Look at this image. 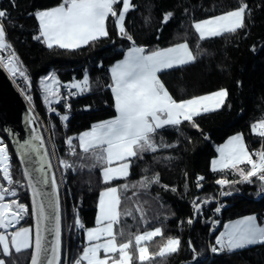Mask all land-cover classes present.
<instances>
[{
    "label": "trees",
    "instance_id": "obj_1",
    "mask_svg": "<svg viewBox=\"0 0 264 264\" xmlns=\"http://www.w3.org/2000/svg\"><path fill=\"white\" fill-rule=\"evenodd\" d=\"M62 2L0 0V10L7 13L0 18L6 32L5 48L10 51L18 71L23 73L26 89L32 94V108L60 187V264H66L67 255L69 264H75L80 258L87 246V228L97 223L101 192L113 185L120 189L115 236L119 244L132 241L127 249L131 264H264V242L211 254V245L227 221L254 214L264 224V180L260 179L264 172L245 180L241 173L247 174L251 169L246 161L235 168H211L218 146L235 133L243 134L253 160L261 147L264 153V138L252 127L264 121V0H131L133 7L127 13L124 27L137 46L147 51L186 42L196 57L189 64L159 74L173 99L182 101L219 89H226L227 96L214 111L195 115L192 121L182 118L179 125L158 129L151 137L156 150L146 147L131 158L128 176L111 182L102 177L106 159H97L103 156L102 150L83 151L79 136L96 122L117 114L110 70L132 43L119 32L116 18L109 15L106 37L75 49L48 47L43 37L35 38L40 35L36 13ZM242 5H247L243 27L205 39L199 37L194 27L196 21ZM114 7L119 13L122 0ZM51 69L58 76L62 97L48 105L40 79ZM85 76L88 85L72 99V115L64 126L59 115L67 112L64 89ZM52 108L58 112L51 113ZM0 136L7 142L11 154L12 181L1 179V186L15 192L6 199L13 207L23 210L19 226H33L24 170L1 124ZM61 161L71 167L65 168ZM199 176L203 178L200 181ZM223 179L228 181L227 190L232 194L222 208L223 222L210 235V222L195 212L194 201L212 202L221 187L218 181ZM78 220L83 228L78 226ZM156 228L161 229V234L136 244V236ZM170 238L179 239L178 249L161 256L159 253ZM144 245L145 255L150 259L141 261L139 248ZM32 254L33 247L12 252L5 260L7 264H30Z\"/></svg>",
    "mask_w": 264,
    "mask_h": 264
},
{
    "label": "snow or ice",
    "instance_id": "obj_2",
    "mask_svg": "<svg viewBox=\"0 0 264 264\" xmlns=\"http://www.w3.org/2000/svg\"><path fill=\"white\" fill-rule=\"evenodd\" d=\"M119 2L120 0H63L57 7L36 13L39 20L40 35L35 38L43 37L48 47L55 44L65 49H75L100 37H106L108 35L106 21L109 15L116 18L120 33L132 43V46L127 49L124 59L117 62L110 70L113 79L111 90L114 93L115 108L118 115L112 119L96 123L90 131L79 136L82 150L85 152L102 150L103 156L97 157V159H106L108 165H111L113 160L124 161L128 157H136L146 147L155 151L156 145L152 143L151 137L158 129L167 125H179L181 117L186 121H192L193 116L200 114L201 110L208 112L221 107L224 98L227 96L226 90H221L208 97H197L180 102L174 100L158 73L177 65L192 62L196 57L191 53L186 42L169 48L147 51L145 47L136 46L132 36L128 35L124 27L125 14L133 5L131 0H123V7L117 13L114 6ZM246 8L247 5H242L234 11L198 22L194 27L201 38L235 31L244 26ZM6 15L5 11L0 10V18L6 17ZM170 15L171 13L168 14V16ZM168 16L165 17V21H167ZM5 39L6 32L4 26L0 24V48L7 47ZM5 66L14 75L18 71L11 57ZM20 74L23 75V73ZM84 85H88L87 76L84 78ZM72 87L80 88L83 91L79 83L73 84ZM45 88L50 90L47 84ZM205 101L210 102V104L204 103ZM63 119L67 120L68 118L65 116ZM252 127L254 132L264 137V121L259 122V127L257 125ZM35 139L40 140L41 144L43 143V138L39 134L35 136ZM20 148L23 153H27L37 149V145L29 140L21 144ZM219 151L220 159L213 161V170H215L217 163L223 168H235L238 164L246 161L251 165V169L247 174L241 173L245 180L264 172V153L259 154L258 161L253 160L244 145L242 134L231 137ZM8 159L6 146L0 141V166H3L4 177L11 183L9 167L5 163ZM61 164L65 168L71 167L64 161H61ZM129 167L130 164L127 162L122 163L117 168L105 167L103 169L104 179L108 181L116 176H127ZM26 174L30 176L27 170ZM50 179L58 193L55 175H51ZM260 179L264 180V175H261ZM48 182L47 176L35 182L30 176L34 207L38 216L32 264H59L61 231L60 217L57 212L58 199H50L46 205L41 198L44 193L37 187V183L47 184ZM218 183L226 184L228 181L222 180ZM4 191H0V200L4 199ZM119 204L120 199L116 188H107L101 193L97 223L100 224L105 221L107 223L104 227L87 230L90 244L85 248L81 257V260L87 261V264H110L108 257H100L101 249L105 253H116L117 251L120 253L119 259L111 260V264H129L130 257L127 249L132 241L118 246L113 230V225L119 219ZM199 207L197 205V209ZM49 208L53 209L52 213L47 211ZM8 209V204H0V227L7 228L11 223V221L4 219ZM216 211L219 212L220 209L217 208ZM12 215L15 216L16 214L12 213ZM191 222L189 220V223ZM77 224L81 228L84 227L79 220ZM41 226H43L44 231L55 233V242L51 246L47 244L45 237L41 234ZM29 232V229H22L12 234L11 244L14 245L17 252L32 246ZM158 234H161L160 228L136 236L135 242L139 245L142 241H149ZM105 235L108 239L103 243H91L100 241L101 237ZM260 242H264V226L257 222L256 216H246L226 226V231L222 232L216 240V244L220 248L213 247L212 251L217 252L225 249L234 251ZM179 243V239L170 238L159 254L163 256L166 253L176 252ZM0 245H2L5 255L11 254L9 237L3 233H0ZM139 252L141 261L150 259L149 256L145 255L147 248L140 247ZM41 257L48 258L42 260ZM0 264H5L3 259H0ZM76 264H81V261H76Z\"/></svg>",
    "mask_w": 264,
    "mask_h": 264
},
{
    "label": "water",
    "instance_id": "obj_3",
    "mask_svg": "<svg viewBox=\"0 0 264 264\" xmlns=\"http://www.w3.org/2000/svg\"><path fill=\"white\" fill-rule=\"evenodd\" d=\"M0 124L5 131V134L10 139L11 145L17 154L21 165L24 170V175L28 184L32 212H33V230H34V241L35 233L38 223V216L34 207L33 191L30 186V176L32 181H39L44 177L49 178L47 184L37 183V187L42 190L44 195L41 197L45 204L50 199H58L57 212L60 217V249H59V264L62 258V205L60 198V187L53 169V165L48 154L43 132L41 130L39 120L36 116L35 111L26 103L22 95L16 90L13 83L9 79L6 72L0 67ZM39 134L43 138V143L40 140L35 139V136ZM31 140L33 144L37 145V149L31 150L30 152L23 153L20 145L25 141ZM43 169V170H42ZM26 170L30 173V176L26 174ZM55 175L56 185L55 188L51 183V175ZM48 212L52 213L53 209H47ZM55 214V213H54ZM41 234L45 237V240L49 246L55 242V233L43 230L41 226ZM34 255V243H33V254ZM48 257H41L42 260H46ZM196 256L195 259H197ZM32 264V259L31 263Z\"/></svg>",
    "mask_w": 264,
    "mask_h": 264
},
{
    "label": "built area",
    "instance_id": "obj_4",
    "mask_svg": "<svg viewBox=\"0 0 264 264\" xmlns=\"http://www.w3.org/2000/svg\"><path fill=\"white\" fill-rule=\"evenodd\" d=\"M10 57H11V53L7 48H0V67L6 72L9 79L13 83L14 87L22 95V97L27 102V104H29L32 107V94L29 93L26 89L25 77L23 75H21L19 71H17L16 74L14 75L5 66ZM76 97H77V92L71 86H66V88L64 89V105H65L67 112L66 113H59L60 118H61L64 126H66V120H64L63 117H65V116L68 117V116L72 115L71 101H72V99H74ZM52 112H58V111L56 108H53L51 110V113ZM47 130H48V133L50 135L49 129H47ZM70 144L71 143H69V141H68V145H70ZM3 145L6 146V154H7L9 159L5 163L9 167V173H10L11 154L9 151L8 144L6 142H3ZM261 153H263L262 147L256 152L257 160L259 159V154H261ZM0 169L3 173V170H2L3 166H0ZM200 178H201V176H199L197 180L200 181L201 180ZM6 181L9 182L8 179H6ZM223 181H227V180L223 179ZM227 185H228V183L221 184V187L219 188L218 194L212 202L198 201L197 199L194 201L195 212L197 214L202 215L203 217L206 216V218L210 222V227H209V234L210 235H213L217 231L220 224L223 222L222 208L227 205V202L225 199L227 197L231 196V194H232L231 191L227 190ZM13 193L14 192H6V193L4 192V196H13V195H15V193L14 194ZM197 205L200 206L199 209H197ZM217 208L220 209L219 212L216 211ZM12 213H15L16 215L13 216ZM4 219H5V221H11V223L9 224V226L7 228L0 227V230L10 231L12 228L16 227L20 223L21 213L19 210H17L16 208H13L11 205H9V209L5 213ZM217 221H218V223H216ZM66 239H67V248H68V239H69V231L68 230H67ZM213 247H216L217 249H219L220 246L217 245L216 242L212 243V245H211V254L212 255L217 254V253H221L224 251V250H222V251L213 252L212 251ZM66 264H69L68 255H67Z\"/></svg>",
    "mask_w": 264,
    "mask_h": 264
},
{
    "label": "crops",
    "instance_id": "obj_5",
    "mask_svg": "<svg viewBox=\"0 0 264 264\" xmlns=\"http://www.w3.org/2000/svg\"><path fill=\"white\" fill-rule=\"evenodd\" d=\"M55 7H57V6H55ZM122 7H123V0H122ZM52 8H54V7H52ZM49 9H51V8H49ZM121 9H122V8H121ZM46 10H48V9H46ZM235 10H236V9H235ZM42 11H43V10H42ZM232 11H234V10H232ZM229 12H230V11H229ZM127 13H128V12H127ZM127 13L125 14V19H126ZM226 13H227V12H226ZM223 14H225V13H223ZM223 14L216 15V16H213V17L221 16V15H223ZM213 17H209V18H206V19H202V20L196 21V22L194 23V25H195L196 23H198V22L205 21V20H208V19L213 18ZM124 24H125V20H124ZM116 25H117V28H118V30H119V24H118L117 20H116ZM106 27H107V21H106ZM196 31H197V30H196ZM119 32H120V31H119ZM197 33H198V31H197ZM224 33H226V32H224ZM222 34H223V33H222ZM198 35H199V37H200V34H199V33H198ZM209 37H213V36H207V37H204V38H201V37H200V38H201V39H205V38H209ZM183 43H185V42H183ZM179 44H181V43H179ZM54 45H55V44H54ZM54 45H53V46H54ZM175 45H178V44H175ZM82 46H83V45H82ZM136 46H137V45H136ZM172 46H174V45H172ZM172 46H169V47H172ZM188 46H189V45H188ZM130 47H131V46H130ZM169 47H164V48H169ZM164 48H161V49H164ZM127 49H128V48H127ZM189 49H190L191 53L194 55V53H193L192 49L190 48V46H189ZM126 53H127V50L125 51L124 56H123L121 59L117 60V61L112 65V67H113L117 62H119L120 60L124 59ZM194 56H195V55H194ZM192 62H193V61H192ZM189 63H191V62H189ZM189 63H187V64H189ZM184 65H185V64H184ZM179 66H182V65H177V66H174L173 68H175V67H179ZM112 67H111V68H112ZM166 70H168V69H166ZM163 71H165V70H163ZM163 71H162V72H163ZM159 74H160V73H158V75H159ZM161 81H162V79H161ZM162 82H163V81H162ZM164 85H165V84H164ZM165 87H166V86H165ZM81 88H83V90H84V89H85V85L82 84V87H81ZM75 89H76V88H75ZM166 89H167V87H166ZM76 90H77V89H76ZM167 90H168V89H167ZM221 90H226V89H219V90H216V91H213V92H210V93H206V94H203V95L195 96V97H192V98H189V99H185V100H190V99L197 98V97H208V96H211L213 93H217V92H219V91H221ZM168 92H169V90H168ZM226 92H227V91H226ZM112 93H113V92H112ZM169 93H170V92H169ZM170 95H171V93H170ZM171 96H172V95H171ZM113 97H114V93H113ZM225 98H226V97H225ZM225 98H224V100H225ZM185 100H182V101H185ZM114 101H115V98H114ZM177 102H180V101H177ZM204 103H206V104H210V102H208V101H205ZM214 110H216V109H214ZM214 110H211V111H214ZM208 112H210V111H208ZM200 113H205V112H203V111L201 110ZM116 115H118V113H117ZM116 115H115V116H116ZM115 116H114V117H115ZM114 117H112V118H114ZM112 118H109V119H112ZM182 118H183V117H181V119H182ZM109 119H106V120H109ZM103 121H105V120H103ZM99 122H101V121H99ZM96 123H98V122H96ZM96 123H95V124H96ZM95 124H94V125H95ZM90 130H91V129L86 130V131H90ZM86 131H84V132H86ZM84 132H82L81 134H83ZM237 134H241V133H235V134L229 136V137H228L223 143H221V144L219 145V149H220L222 146H224V145L228 142V140H229L231 137H233V136H235V135H237ZM242 136H243V134H242ZM0 141H2V137H1V136H0ZM243 142H244V145L246 146V149H247V145H246V143H245L244 136H243ZM247 151L249 152V154H251L250 151H249L248 149H247ZM220 155H221V154H220V151H219L217 157H214V158L211 160V168H212V169H213V161H219V159H220ZM131 158H132V157H128V158H126V160H124V161H121V160H113V162H112L111 165H108L107 162H106V165L103 167V169H104L105 167H108V166H111V167H113V168H117V167H119L122 163H125V162L129 163L130 166H131ZM103 169H102V177H103V179H104V176H103ZM217 169H223V167H221V166L217 163V165L215 166V170H217ZM129 172H130V167H129ZM128 174H129V173H128ZM127 176H128V175H127ZM127 176H116V177H114L113 179L108 180V182H111V181H113V180L123 179V178H125V177H127ZM1 179H4V175H3V173H2V171H1V169H0V191H4V188H2V186H1ZM104 180H105V179H104ZM105 181H106V180H105ZM112 187H114V188L117 189L118 196H119V192H120L119 186H117V185H113V186H109V187H107V188H112ZM107 188L103 189L101 193H103ZM100 197H101V195H100ZM99 202H100V198H99ZM0 204H8V205H11V203H10L5 197H4L3 200H0ZM19 211H20V213H21V220H22V216H23L22 213H23V210L20 209ZM118 212H119V205H118ZM253 215H254V214L246 215V216H253ZM98 216H99V203H98V210H97V221H98ZM246 216H243V217H246ZM254 216H256V215H254ZM243 217H240V218H237V219H233V220L227 221V222L224 224V226H223L221 232H225V231H226V226L229 225L231 222H235V221H237V220H239V219H241V218H243ZM256 218H257V222L260 223V222H259V219H258L257 216H256ZM20 222H21V221H20ZM106 223H107L106 221H105V222H101L100 224L96 223L94 226L87 228V230H88V229H92V228H97V227H104ZM260 224H261V223H260ZM19 225H20V223H19L16 227L12 228L10 231L0 230V233H3L4 235H6V236L9 237L10 253L16 251L14 245L11 244V236H12L13 233L18 232V231H20V230H22V229H29V230H30V232H29L30 243L32 244L31 247H33V243H34V230H33V226H31V225L19 226ZM261 225L264 226V224H261ZM115 229H116V223L113 225L114 234H115ZM86 238H87V246H86V247H88L89 244H90V242H89L88 237H87V231H86ZM106 239H108V237L105 235V236H102V237H101L100 241H93V242H91V243H97V242H98V243H103ZM116 243H117L118 246L120 245V244L118 243L117 239H116ZM252 245H253V244H252ZM248 246H249V245H248ZM31 247H29V248H31ZM86 247H85V248H86ZM29 248L21 249V251H22V250H25V249H29ZM84 250H85V249H84ZM16 252H17V251H16ZM83 252H84V251H83ZM127 252H128V250H127ZM82 255H83V253H82L81 256H80L81 264H87V261H83V260H81ZM99 255H100L101 258L108 257V258L110 259V264H111V260H118V259H119L120 253H119L118 251H117L116 253H105L104 250L101 249ZM128 255H129V257H130L129 252H128ZM7 256H9V255H5V254L3 253L2 245H0V259H3L4 262H5V264H7V263H6V260H5V257H7ZM75 264H76V263H75ZM129 264H131V258H130V260H129Z\"/></svg>",
    "mask_w": 264,
    "mask_h": 264
},
{
    "label": "rangeland",
    "instance_id": "obj_6",
    "mask_svg": "<svg viewBox=\"0 0 264 264\" xmlns=\"http://www.w3.org/2000/svg\"><path fill=\"white\" fill-rule=\"evenodd\" d=\"M45 78H49V79L46 80ZM76 83H79L80 86L82 87V84H84V79L83 80H75V81L71 82V85L76 84ZM46 84L49 85L50 90H46V88H45ZM40 86L42 88L45 100H46L48 105H51L52 103L58 102L60 100V98L62 97V95L60 94V91H58V89H60V87H61V84L59 82V79H58L56 72L53 69H51L46 75H44L40 79ZM76 89H77V91L81 92L80 88H76ZM257 127H259V125ZM218 152H219V146H218ZM217 155H218V153H217ZM217 155L215 157H217ZM153 231L154 230L149 231V232H153ZM221 233L222 232L219 233L218 237L220 236ZM142 243H144V241H142ZM164 247H165V245H164ZM145 248H147V247H145Z\"/></svg>",
    "mask_w": 264,
    "mask_h": 264
}]
</instances>
